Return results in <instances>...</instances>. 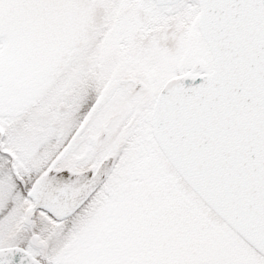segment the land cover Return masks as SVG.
I'll return each mask as SVG.
<instances>
[{"label": "snow or ice", "instance_id": "1", "mask_svg": "<svg viewBox=\"0 0 264 264\" xmlns=\"http://www.w3.org/2000/svg\"><path fill=\"white\" fill-rule=\"evenodd\" d=\"M0 264H264V0H0Z\"/></svg>", "mask_w": 264, "mask_h": 264}]
</instances>
